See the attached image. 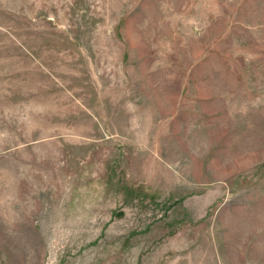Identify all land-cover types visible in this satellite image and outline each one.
Masks as SVG:
<instances>
[{
	"label": "rangeland",
	"instance_id": "obj_1",
	"mask_svg": "<svg viewBox=\"0 0 264 264\" xmlns=\"http://www.w3.org/2000/svg\"><path fill=\"white\" fill-rule=\"evenodd\" d=\"M263 55L264 0H0V264H264Z\"/></svg>",
	"mask_w": 264,
	"mask_h": 264
},
{
	"label": "crops",
	"instance_id": "obj_2",
	"mask_svg": "<svg viewBox=\"0 0 264 264\" xmlns=\"http://www.w3.org/2000/svg\"><path fill=\"white\" fill-rule=\"evenodd\" d=\"M243 27L242 30L247 29L248 32L252 29L246 26ZM256 28L257 27L253 29L256 30ZM237 40H240V46H243L244 42L241 37H238V35L236 41ZM235 45H239V42L234 43L231 48L232 53L230 58L233 59L232 61L234 62V68L232 71L230 70L229 73H221L219 75H192L188 77V84L185 86L187 88L186 91L189 92L192 88L191 92L193 94V100H196L201 106V109L198 110V114L219 116L231 113L230 105H232L236 94L242 93L244 89L247 88L246 83L251 81L244 75L240 74L239 66L238 64H235V60L239 62V59L246 58L243 55L239 58L237 51L235 50ZM247 57L249 58L250 56ZM222 66L225 67L226 65ZM222 71L224 72V70Z\"/></svg>",
	"mask_w": 264,
	"mask_h": 264
}]
</instances>
